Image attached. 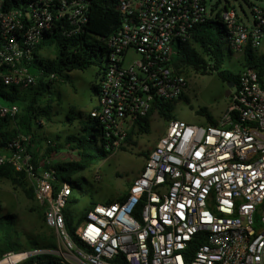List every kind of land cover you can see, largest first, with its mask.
I'll use <instances>...</instances> for the list:
<instances>
[{
  "label": "built area",
  "instance_id": "2783aa9c",
  "mask_svg": "<svg viewBox=\"0 0 264 264\" xmlns=\"http://www.w3.org/2000/svg\"><path fill=\"white\" fill-rule=\"evenodd\" d=\"M114 1L122 23L105 40L106 71L89 114L118 151L157 99L177 101L187 94L188 75L175 67L174 47L192 41L196 26L213 18L208 0ZM90 3L27 0L13 6L0 0V35L7 40L0 80L21 89L36 85L22 61L25 49L58 29L83 33ZM250 9L251 21L234 8L221 14L233 57L243 58L249 46L258 49L264 38V5L250 3ZM16 35L23 36L22 44ZM19 111L0 103L1 117L15 119ZM215 119L203 125L169 121L128 192L92 205L77 226L86 247L77 245L66 224L74 190L57 179L53 157L44 156L51 141L37 145L19 133L0 146V165L11 164L31 180L45 223L57 235L56 248L34 253L69 264H124L115 261L120 256L126 264H264V87L255 67L241 70L230 104ZM14 256L9 252L1 262Z\"/></svg>",
  "mask_w": 264,
  "mask_h": 264
},
{
  "label": "trees",
  "instance_id": "16d2710c",
  "mask_svg": "<svg viewBox=\"0 0 264 264\" xmlns=\"http://www.w3.org/2000/svg\"><path fill=\"white\" fill-rule=\"evenodd\" d=\"M89 20L83 33L76 35H66L64 30L58 29L52 33L42 35L40 42L28 52L25 49L23 64L29 71L37 77V84L21 89L17 85H6L0 80V103L4 105H17L20 109L15 119L0 116V146H5L13 137L19 133H24L32 137L34 143L51 141L45 150L44 156H53L61 150L69 149L79 156L78 161H68L54 167L56 176L60 183H68L74 189L76 183L71 180L70 173L82 172L88 166L95 164L96 156L94 150H98L104 157H108L115 152L113 144L106 139V130L99 120L91 117L89 113H84L76 108L70 109L66 115V122L70 125L77 124V131L65 137L64 143H59L61 136L57 140L42 137L38 128H42L41 120L52 121L54 116V100L51 96L60 98V93L55 95L53 85L56 81L63 84L71 83V73L78 70H87L92 66H98L97 77H101L106 71L102 65L103 56L106 51L105 40L117 32L122 20L116 9L114 0H90ZM13 6L26 4L27 0H11ZM229 32L218 15L216 19H210L198 24L192 35V41L178 44L177 52L173 56V63L177 68H183L188 75L190 70L202 75L216 74L220 80L228 84L237 85L239 74L244 67H255L259 71L261 84L264 87V54H259L258 49L249 46L245 55L240 61L241 68H234L227 64L233 56L229 45ZM15 39L19 44L23 42L22 35H16ZM104 42L100 44V41ZM105 48H104V47ZM7 47V40L4 35H0V50ZM53 48L54 58H45L43 51ZM108 52V50H107ZM98 95V86H95ZM181 99L189 102L186 95ZM177 101H162L157 99L149 114L136 122L128 136L127 141L132 142L133 135L150 132L151 116L154 111L165 119L171 121L175 117V104ZM198 113L205 116L207 124H215V117L207 108H200ZM135 128L137 131H135ZM101 142L102 147L98 148L97 143ZM109 145V148L107 147ZM123 147V146H122ZM121 147V148H122ZM150 151L147 152V157ZM146 157V158H147ZM0 179L10 180L16 187L22 188L26 194L35 199L34 187L30 185L25 173L17 171L11 164L0 165ZM56 189L59 185H56ZM108 199L104 203H112L120 200ZM72 202L78 203V199ZM96 202H91L89 207L78 212L67 207L64 211L66 224L70 234L79 247H86L76 236L77 226L86 218L87 211ZM0 208V212H1ZM45 216V215H44ZM15 216L7 214L0 217V260L4 255L13 252L18 253L22 244L15 239ZM50 229V228H49ZM29 249L31 254L25 260L15 264H69L62 258L49 253H34L40 249L56 248V243L40 244L32 242ZM115 261L125 260L117 257Z\"/></svg>",
  "mask_w": 264,
  "mask_h": 264
},
{
  "label": "rangeland",
  "instance_id": "374dc122",
  "mask_svg": "<svg viewBox=\"0 0 264 264\" xmlns=\"http://www.w3.org/2000/svg\"><path fill=\"white\" fill-rule=\"evenodd\" d=\"M250 3L264 5V0H208V15L216 19L227 7L234 8L244 20H247L248 17L251 21ZM101 43L104 42L100 41ZM176 51L177 47H174V53ZM258 53L264 54V38L258 48ZM43 56L54 58L55 50L53 48L45 49ZM242 59V57L232 56L227 64L239 69ZM106 63L107 49L102 65L105 67ZM98 71V66H92L84 71L72 72L71 83L55 82L53 91L55 95L60 93V98L51 96L54 100L52 103L54 116L51 122L45 119L41 120L43 126L38 128V132L42 137L56 141L57 137L61 136L59 143H64L67 135L77 131V124L73 126L68 124L66 115L72 108L87 114L97 105L98 95L94 87L100 82L101 77H97ZM188 80L189 88L186 97L189 102L184 99L177 100L175 104L176 119L190 124L203 125L206 118L198 113L202 107L207 108L215 118H219L230 104V96H227V84L222 82L216 74L202 75L193 70H190ZM167 128L168 121L163 119L157 111H154L151 116L149 133H135L131 143L126 140L121 149L108 157H104L95 149L93 152L97 159L95 164L88 166L82 172L70 173L71 180L77 185L73 189V198L78 199L79 202L71 200L69 207L81 212L89 207L91 202L104 203L108 199L123 197L134 179L141 173L146 163L147 152H151L155 148ZM132 130L134 129L131 128L130 132ZM135 131H137L136 128ZM42 142L44 143V141ZM36 144L39 145L40 142ZM97 146L98 148L102 147L100 141ZM52 157L53 168L64 162L80 159L76 152L69 149L61 150ZM29 182L34 187L30 179ZM0 202L2 209L0 217L7 214L15 216V239H18L22 244V248L16 255H26L20 261L25 260L31 254L29 249L32 247V242L45 245L54 242L57 245V235L45 223V207L39 205L36 198H30L22 188L16 187L10 180L0 179Z\"/></svg>",
  "mask_w": 264,
  "mask_h": 264
},
{
  "label": "bare ground",
  "instance_id": "6f19581e",
  "mask_svg": "<svg viewBox=\"0 0 264 264\" xmlns=\"http://www.w3.org/2000/svg\"><path fill=\"white\" fill-rule=\"evenodd\" d=\"M25 256H26L25 254L16 255L11 260L2 261V262H0V264H10V263L15 262V261H17L19 259L24 258Z\"/></svg>",
  "mask_w": 264,
  "mask_h": 264
},
{
  "label": "water",
  "instance_id": "95a60500",
  "mask_svg": "<svg viewBox=\"0 0 264 264\" xmlns=\"http://www.w3.org/2000/svg\"><path fill=\"white\" fill-rule=\"evenodd\" d=\"M233 87H234V84H233V83H229V84H228V92H227V96H230ZM29 256H30V255H29ZM29 256H28V257H29Z\"/></svg>",
  "mask_w": 264,
  "mask_h": 264
}]
</instances>
